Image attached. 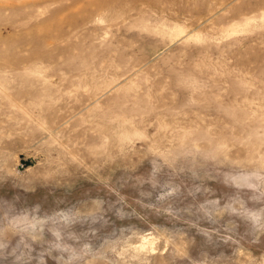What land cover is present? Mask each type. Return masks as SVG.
I'll use <instances>...</instances> for the list:
<instances>
[{
    "label": "rangeland",
    "instance_id": "obj_1",
    "mask_svg": "<svg viewBox=\"0 0 264 264\" xmlns=\"http://www.w3.org/2000/svg\"><path fill=\"white\" fill-rule=\"evenodd\" d=\"M0 264H264V0H0Z\"/></svg>",
    "mask_w": 264,
    "mask_h": 264
},
{
    "label": "water",
    "instance_id": "obj_2",
    "mask_svg": "<svg viewBox=\"0 0 264 264\" xmlns=\"http://www.w3.org/2000/svg\"><path fill=\"white\" fill-rule=\"evenodd\" d=\"M22 165H24V166H20L19 167L20 170L24 169L25 166H29L30 165V162L29 161H23L22 162Z\"/></svg>",
    "mask_w": 264,
    "mask_h": 264
}]
</instances>
